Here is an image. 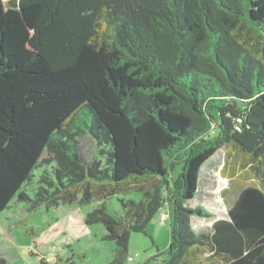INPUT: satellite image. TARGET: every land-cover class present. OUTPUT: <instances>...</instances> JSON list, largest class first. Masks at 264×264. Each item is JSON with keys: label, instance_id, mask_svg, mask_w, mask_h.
<instances>
[{"label": "trees", "instance_id": "trees-1", "mask_svg": "<svg viewBox=\"0 0 264 264\" xmlns=\"http://www.w3.org/2000/svg\"><path fill=\"white\" fill-rule=\"evenodd\" d=\"M221 147L255 180L196 229L211 214L185 203ZM15 197L100 202L84 223L115 242L107 264L165 204L164 264H264V0H0V210Z\"/></svg>", "mask_w": 264, "mask_h": 264}, {"label": "rangeland", "instance_id": "rangeland-1", "mask_svg": "<svg viewBox=\"0 0 264 264\" xmlns=\"http://www.w3.org/2000/svg\"><path fill=\"white\" fill-rule=\"evenodd\" d=\"M96 148L90 136L81 138L80 152L85 160L100 156ZM230 157L227 150L221 147L201 168L197 194L185 206L204 208L211 217L193 216L191 224L196 229L211 227L219 219H228L233 193L255 180L250 168L243 170L236 167V174L231 177L229 174L234 167L229 163ZM180 170L181 166L178 165L176 173ZM35 173L34 184L28 187L31 196L41 170ZM141 195V191L135 190L119 194L111 197L106 206L111 213L120 212L119 198L139 200ZM100 204L98 201L83 205L42 204L31 209L29 202L15 197L7 208L0 210V264H107L112 261L116 244L103 239L105 227L102 224L87 226L84 223L86 214ZM163 213H169V218L164 221ZM172 224V206L165 204L152 218L145 232H131L128 256L136 264H164ZM206 257L203 256L204 264H208Z\"/></svg>", "mask_w": 264, "mask_h": 264}, {"label": "built area", "instance_id": "built-area-1", "mask_svg": "<svg viewBox=\"0 0 264 264\" xmlns=\"http://www.w3.org/2000/svg\"><path fill=\"white\" fill-rule=\"evenodd\" d=\"M167 218H169V213H168V214L163 213V214H162V220L164 221V220L167 219ZM126 262H127V264H136V263L134 262V259H133L131 256H128V257H127Z\"/></svg>", "mask_w": 264, "mask_h": 264}]
</instances>
